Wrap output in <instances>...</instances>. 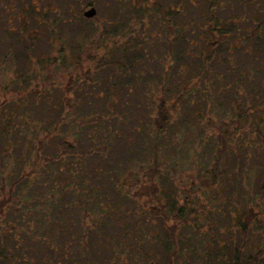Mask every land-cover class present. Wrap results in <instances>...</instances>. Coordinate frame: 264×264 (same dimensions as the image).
<instances>
[{
    "label": "rangeland",
    "instance_id": "obj_1",
    "mask_svg": "<svg viewBox=\"0 0 264 264\" xmlns=\"http://www.w3.org/2000/svg\"><path fill=\"white\" fill-rule=\"evenodd\" d=\"M12 1L16 0H0V200L7 196L14 179H19L17 184L12 185L17 190L22 188L24 191L23 182L26 179H34L37 189L34 192H43L41 184H36L39 162L43 165L46 157L60 151V140L73 143L74 137L85 134V141L79 142L78 145L86 153L82 156V168L79 167L77 171L76 191L80 192V186L86 185L91 194L98 198L105 193L99 191L101 185L112 187L110 175H114L109 174L108 169L114 170L117 167L121 172L118 175V183L125 190L129 200H118L116 205L122 207L119 212L112 209L104 214L103 220L96 221L85 244L75 239L76 250L80 254L82 252L84 257L83 246H86V259L90 262L103 261L104 264H110L115 259L116 263L120 264L123 259L126 262L122 264H139L140 260L141 264H146L143 252H139L141 258L140 254L137 257L138 249L134 242L119 235L123 228L121 224H125L130 235L136 233L148 237V241L153 240L148 246L142 243L144 245L140 247L151 256H156L149 264H162L166 254L159 247V243L162 245L163 241L158 239L157 233L160 231L161 237L171 234L173 225L176 224L178 228L179 222L172 217L156 216L152 206L161 207L162 203L173 198L181 203L184 201L183 196H188L191 203L196 202V199L204 200L198 198L201 194L197 191L204 185L206 187L203 192L207 194L205 196L211 198L201 202L206 208H209L211 200L222 202V197H214L215 191H210L216 188L213 182L207 180L204 183L195 173L198 169L203 170L201 149L206 151L210 146L208 142H202L210 135H218L217 127H222V121L229 120L228 114L222 116V112L217 113L214 104H205V99L209 98V102L215 99L216 105L221 103L226 94L222 85L225 78L216 77L210 80L212 83L194 82L199 83L196 86L201 87V90L195 91L194 96L185 98V90L176 89L169 82H161L162 71L168 70L171 59L165 42L161 40L164 35L162 23L156 19L142 29L137 15H133L137 19L128 13L126 16L120 15L118 8L123 7L121 11H125L128 0H121L118 4L113 0H23L27 22L21 24L11 19L18 10H8ZM166 1L163 0V4ZM169 1L173 6L178 4V0ZM257 1H261L260 4L264 2L254 0L253 4H257ZM90 3L96 10V16L85 18L83 12L89 8ZM179 3L182 14L178 13L176 20L180 23L181 30L187 18L197 21L199 13L196 7L190 6L185 0H179ZM228 3L229 0H223L221 8L226 7ZM202 6L204 5L201 4ZM238 7L236 4L231 6L236 13L241 10V7ZM224 10L222 17H227L233 24L241 25L240 20L233 19L227 8ZM244 14L247 17L245 12L242 19ZM56 16L58 20H55ZM39 17L43 19L37 22ZM130 18L136 22H132L129 36L128 32L125 34L123 25L125 20ZM258 18L264 19V14L260 13ZM8 19L11 20L10 23ZM253 24L250 23L251 26ZM262 24L264 26V21ZM227 29H232V26L230 29L229 26L225 27V30ZM140 30L146 35L147 42L141 47L130 49L126 46L129 37L137 35ZM187 33L186 35H189V32ZM194 35H197L196 29L192 37L197 39ZM195 43L197 41L193 40L187 52L194 54L195 51L198 52L196 48H202L199 42L197 45ZM8 45L12 46L9 48ZM136 51L138 52L135 53ZM214 52L211 58L213 61L218 55L221 58L224 56L223 50ZM206 56V52L199 53L196 59L192 58L191 65L202 66V61L197 58L203 60ZM63 57L68 61L66 66L63 65ZM239 59L242 65L246 64L251 68L248 71L250 77L237 82H243L247 86L253 85L252 89L256 91L261 76L258 71L253 70V65H259L264 60V38L258 43H249ZM237 61L236 54L233 63ZM227 66L231 69L229 76L240 72L238 68L231 67L228 60L217 63L215 69L211 70L222 71V68ZM181 73L184 77L188 75L187 71L181 70ZM195 73L189 78H199ZM261 74L264 77V70ZM249 94L245 89L244 103L254 105ZM262 108L259 112H262L264 117V106ZM255 110L257 112L258 108ZM247 117L251 118L250 121L254 118L250 115ZM165 119H169L167 124ZM227 123L232 126L235 124L233 121ZM165 124H170L165 139H160L157 143L154 140L155 133L158 132L159 126ZM206 129L209 131L206 132ZM157 144L158 148L155 147ZM257 146L258 144H244L239 152L243 158L241 161H244L242 163L247 161L249 167V171L241 176L246 186L257 179L258 167L253 161L255 155L251 157V152ZM154 154L159 158V175L152 179V183L144 175V167L155 164ZM86 164H90V167L87 168ZM207 168H211V164ZM20 173L22 177L18 178ZM235 176L237 177V174ZM58 189L59 186L51 190L55 192ZM34 192L32 197L36 195ZM168 192L169 194H166ZM21 194L26 196L27 202L33 201L28 194L18 191L19 197ZM71 197L72 193H62L55 203L47 205L46 226L57 232L54 238L60 241L73 238L68 231L69 222L65 220L70 208L63 206ZM104 200L106 204L109 203L107 197ZM16 205L20 206V203ZM222 208L217 209V215L221 218ZM257 209L254 208L253 212L256 213ZM80 215L84 217V223L91 222L90 215L83 211ZM252 219L254 229H259L254 230V233L264 231V213H258ZM203 225L206 226L205 223ZM205 226L203 232L206 230ZM177 228L174 233L178 231ZM214 233L218 235L219 231L215 230ZM110 236L114 245L109 243ZM194 241L201 243L196 239ZM121 245L125 246L127 255ZM216 245L222 252L221 236L217 238ZM38 246L42 247V244ZM106 247L110 249V256L114 259H106L109 256ZM198 251L201 254L202 249L198 248ZM189 264L204 262L201 256L197 255Z\"/></svg>",
    "mask_w": 264,
    "mask_h": 264
},
{
    "label": "trees",
    "instance_id": "obj_2",
    "mask_svg": "<svg viewBox=\"0 0 264 264\" xmlns=\"http://www.w3.org/2000/svg\"><path fill=\"white\" fill-rule=\"evenodd\" d=\"M113 1L118 4L121 0ZM185 1L190 6L198 9L199 18L197 21L187 18L181 30H179L180 23L176 20L178 13H181L179 0L175 6L169 0L165 4H163V0H136V2L128 0L127 9L121 11L123 7H120L117 11L120 15L124 16L128 13V15L136 18L133 15H137L138 19H136L142 29L156 19L162 23L164 35L161 40L165 42L164 44L169 50L171 59L168 70L163 69L160 80L161 82H169L176 89L185 90V94H183L184 98L186 96H194L195 91L201 90V87L196 86L199 83L194 82H210V80L216 79L219 76L225 78V82L222 85L226 94L222 98L221 103L216 105L215 99L213 102H209V98L205 99V104L207 106L214 104L217 108V113L222 112V116L228 114V121L235 123L232 126L227 123L228 121H222V127L218 126L216 129L218 130V135H210V137L205 138L202 144L208 142L210 146L206 151L201 149L202 153L200 155L201 159H203L201 167L203 170L198 169L195 173L201 177L204 183L207 180L213 182L216 188L210 191H215L214 197L215 195L222 197V202L219 203L217 199V202L211 200L209 208H206L205 204L201 202L207 199L210 200L211 198L205 196L207 194L203 192L206 187L204 185L202 189H197L198 193L200 192L199 194L204 195V197L199 195L198 198H204V200L196 199V202L193 201L191 203L188 196H183L184 201L181 203L178 202V199L173 198L168 202L162 203L161 207L152 206L151 209H153V213L156 216L163 218L172 217L179 222L178 228L176 224L173 225L174 228L171 230V234H164L161 237V232L157 233L158 239L163 241L162 245L158 242L159 247L166 254V257L162 259V264H178V262L189 264L191 259L197 255L201 256L204 264H264V231L254 233V230L259 229L257 227V229H254L252 222L254 215L264 213V117L263 113L259 112L263 109L262 106H264V77L261 74L264 70V60L259 65H253V70L258 71L259 76H261L256 91L254 88L252 89L253 85L247 86L243 82H237V80L244 81V78H249L250 72L248 71L251 68L249 65H242L239 56L244 53L249 43H258L261 38H264V26L262 24L264 19L258 18L260 13L264 14V2L260 4L261 1H257V4H253L254 0H229L228 5L221 8L223 0ZM24 3L23 0L12 1L8 9L12 12L15 8H18L14 18L11 19H14L19 24L27 22V12ZM43 4L45 6L48 5V3ZM201 4L204 6L201 7ZM234 4L241 7L238 13L234 12L231 8ZM31 5L34 6L35 3ZM246 5L248 10L246 9ZM226 8L232 17H234L233 19L236 20L237 18L240 20V26L230 22L227 17H222L223 11ZM5 10H7L6 7ZM244 11L247 13V17L244 14L242 19ZM41 18L43 19V17ZM41 18L39 17L36 21L39 22ZM55 20H58L57 16ZM10 22L11 20L8 19V23ZM132 22L135 23L136 21L133 18H130L128 21L126 19L123 25L126 30L125 34L128 32L129 36ZM194 23L196 24L194 25ZM250 23H254L255 25L251 26ZM227 26H229V29L232 26V29L225 30ZM195 29L197 35L194 36L197 39L192 37ZM179 32H181V36H179ZM187 32H189V35H186L188 34ZM151 33L150 36L153 35ZM193 40L197 41V43L199 42L204 50L196 48L198 52L195 51L194 54L187 52ZM146 42L147 37L140 30L137 35L129 37L126 46L130 49H136V47H141ZM180 45H183V47H180ZM11 46L8 45L9 48ZM215 50H219V52L223 50L224 56L221 58L218 55L215 61H213L211 58ZM204 52L207 54L206 58L203 60L197 58L198 61H202V66L191 65L192 58L196 59L199 53L203 54ZM232 54L234 58L236 54L238 55L236 63H233L234 58ZM260 59L263 58L260 57ZM226 60H228L231 67L238 68L240 72L229 76L231 71V69L229 70L230 66L223 67L222 71L211 70L215 69L217 63H222V61L225 62ZM62 61L63 65L66 66L68 63L66 58L63 57ZM181 70L183 72L187 71L188 75L184 77ZM194 72H196V75H199V78L190 79L189 76ZM204 88L206 90V87ZM245 89H247V93H250L249 97L253 98L251 101H254V105L244 103L243 96H245ZM256 108H258L257 112ZM248 115L254 116V118L252 117L253 120L250 121L251 118L249 119ZM248 119L250 122L247 124ZM168 120L165 121L166 124ZM166 124L159 126L158 132L155 133L154 140L157 143L158 140L165 139V133L168 131L171 123L169 125ZM205 131L207 132L209 129ZM82 135L74 137L73 143L68 140H60V151L58 150L46 157L43 160V165L39 162L40 167L36 170V184H41L43 192H34L36 189L34 179H26L23 182L24 191L22 188H20L21 190H17L14 186L12 187L13 184H17L19 179L12 181L13 184L11 183L7 196H5L4 200H0V223H2L0 224V264H104L103 261L90 262L87 260L86 246H83V255H85L83 257L82 252L80 254L76 250L74 240L76 239L77 242L85 244V240H88L95 222L103 220L104 214L112 211V209L119 212L122 207L121 205H116V203L118 200L127 202L129 197L120 183H118V175L121 172L117 167L114 170L113 168L108 169L109 174L113 173L114 175H110L112 187L101 185L98 189L102 192L105 191V193L98 196V198L91 194L89 187L86 185L80 186V192L76 191L77 171L79 167L82 168V156L84 157L83 153H86L78 146L79 142L85 141L86 136L85 134ZM45 144L50 143L45 142ZM244 144H258L257 148L251 152L252 158L255 155L253 161L258 167L256 171L257 179L253 183L249 182L247 186L244 180L241 179V176L249 171V167L247 166V161H245V164L242 163L244 161H241L243 158L239 153ZM155 147L158 148V144ZM212 152L213 154L211 155L210 153ZM153 156L155 157V164L144 167V175L152 183H154L152 179L157 178L156 176L159 175L157 167L159 158L156 154ZM210 164L211 168L208 169L207 166ZM86 165L87 168L90 167V164ZM236 174L237 177L235 176ZM19 177H22L21 173L18 175ZM57 186H59V189L53 192L51 189L54 190V187ZM224 189H229L230 191L225 192ZM18 191L28 194L33 199L31 201L32 204L31 202H27L25 195L21 194L19 197ZM33 192L36 194L33 196L34 198L31 196ZM62 193H72V197L64 202L63 206L70 208V212L65 220L69 222L70 227L68 231L71 232L73 238L65 241L54 238L57 232L47 227L45 220L48 203L51 206L53 202L55 203L62 196ZM110 194L112 195L110 196ZM166 194H169V192ZM105 197L109 199L108 204L104 202ZM163 198L165 199L166 197ZM16 203H20V206H17ZM222 206L224 207L222 208ZM221 208L222 218L219 214L217 215V209L221 210ZM254 208H258L256 213L253 212ZM94 209L98 211L95 212L93 211ZM82 211L90 215L91 222L89 224L83 222L82 219L84 217L82 218L80 215ZM70 224H74L76 230ZM121 225L123 228H121L119 235L124 239L134 242V246L138 249L137 257L140 254L139 252H143L146 264H149L152 259L154 260L156 256H151L140 247L144 244H151L153 240L148 241V237L136 233L130 235L126 231L127 226L125 224ZM204 226L206 228L205 232H203ZM78 228L79 231H77ZM176 228L178 231L174 233ZM215 230L219 231L218 235L214 233ZM60 231L62 232V230ZM76 232L79 233L76 234ZM74 235L76 236L74 237ZM219 236L222 237V252L218 250L216 245ZM194 239L201 243L194 241ZM108 240L111 245H114L112 236ZM35 243L38 245L42 244V247H39ZM121 248L125 252V246L121 245ZM198 248L202 249L201 254ZM106 249L108 251L107 255H109L106 259H114L113 256H110V249L108 247ZM134 255L136 256L135 253ZM141 257L142 255L140 254L139 258ZM121 261L120 264L126 262L123 259ZM140 262L142 263L141 260ZM110 264L117 263L114 259Z\"/></svg>",
    "mask_w": 264,
    "mask_h": 264
},
{
    "label": "water",
    "instance_id": "obj_3",
    "mask_svg": "<svg viewBox=\"0 0 264 264\" xmlns=\"http://www.w3.org/2000/svg\"><path fill=\"white\" fill-rule=\"evenodd\" d=\"M95 13H96L95 8L94 7H90V8H88L87 10H85L83 12V16L85 18H92V17H94Z\"/></svg>",
    "mask_w": 264,
    "mask_h": 264
},
{
    "label": "flooded vegetation",
    "instance_id": "obj_4",
    "mask_svg": "<svg viewBox=\"0 0 264 264\" xmlns=\"http://www.w3.org/2000/svg\"><path fill=\"white\" fill-rule=\"evenodd\" d=\"M134 2H136V0H134ZM90 7H92V4H89V8H90ZM95 11H96V10H95ZM95 16H96V13H95L94 17H95ZM94 17H93V18H94Z\"/></svg>",
    "mask_w": 264,
    "mask_h": 264
}]
</instances>
